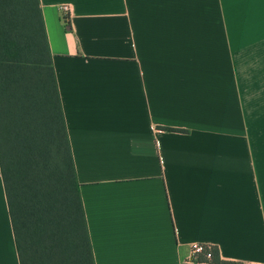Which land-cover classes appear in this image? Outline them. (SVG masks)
<instances>
[{
	"label": "crops",
	"instance_id": "0c3cea01",
	"mask_svg": "<svg viewBox=\"0 0 264 264\" xmlns=\"http://www.w3.org/2000/svg\"><path fill=\"white\" fill-rule=\"evenodd\" d=\"M38 1L94 264H264V0Z\"/></svg>",
	"mask_w": 264,
	"mask_h": 264
},
{
	"label": "trees",
	"instance_id": "16d2710c",
	"mask_svg": "<svg viewBox=\"0 0 264 264\" xmlns=\"http://www.w3.org/2000/svg\"><path fill=\"white\" fill-rule=\"evenodd\" d=\"M0 172L19 264H94L38 0H0Z\"/></svg>",
	"mask_w": 264,
	"mask_h": 264
},
{
	"label": "built area",
	"instance_id": "2783aa9c",
	"mask_svg": "<svg viewBox=\"0 0 264 264\" xmlns=\"http://www.w3.org/2000/svg\"><path fill=\"white\" fill-rule=\"evenodd\" d=\"M68 8L67 7H61L60 8V12L62 13V15L64 16V18H67L66 16H68ZM205 247H210V246H202V245H194L191 249V255L190 258L187 262V264H197V257L199 255H203L207 260H209L210 257V253L205 252Z\"/></svg>",
	"mask_w": 264,
	"mask_h": 264
}]
</instances>
